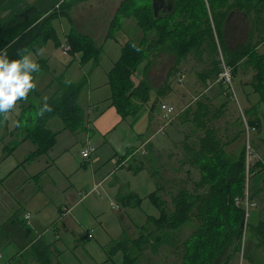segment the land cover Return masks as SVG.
Segmentation results:
<instances>
[{
	"label": "rangeland",
	"instance_id": "374dc122",
	"mask_svg": "<svg viewBox=\"0 0 264 264\" xmlns=\"http://www.w3.org/2000/svg\"><path fill=\"white\" fill-rule=\"evenodd\" d=\"M120 1L86 0L80 3H70L65 7L64 11H61L60 18L53 23L58 45L49 41L39 51L38 58L45 61L47 73L39 75V83L37 82L33 90L37 95L31 94L30 96V100L33 103L41 101L44 96L48 98L52 96L57 89V85L53 79L45 87V80L43 81V79L47 75L53 78L61 77L74 85H80L85 80L86 83L82 87L78 101L80 106L84 107L85 110L87 109L86 112L88 113L91 125L90 129L94 132V135L89 139L90 144L95 149L91 155L92 166L84 165L79 160L78 155L76 154L75 156L73 153L74 148L78 149L80 144L84 142L85 136H87L86 130H82L81 133H72L75 136L67 135V137H61L58 140V144L63 147L62 149H53V154L40 156L36 160L27 161L28 154L33 149L31 148L33 145L29 141L19 145L9 157L3 154V156L0 155V180H2L0 184V217L9 211L11 213L28 212L32 216V219L28 225H25L26 231L31 237H35L36 234L33 232L32 225L37 221L41 229L36 233L39 236L42 235L46 243H53L58 251L63 252L61 259H59L61 264H101L104 260H107V253L116 246L115 243L124 239L122 238L123 231H125L124 237L129 241V247L133 248L130 243L137 240L140 236L145 237L150 230H153V225L147 222L148 217L145 215L143 224H140L142 217L137 214L138 219L134 217L133 221L135 224L138 223V226H143L144 229H138V226L136 227L129 223L123 216L121 234V228H119L117 220L119 213L111 211V206L117 207L118 204L111 199L112 191L108 189V184L114 181V179L127 184L142 199L139 206L141 211L147 215L157 217L158 212L149 202V195L155 190V186L148 180L147 174L142 172L133 176L125 169H120H127L131 159L128 161L122 160V162L118 163L117 159H115L117 156H124L128 150L137 148L141 136L145 137L147 133L149 136H154L152 142L147 143V146L144 145L145 147L143 146L142 151L147 152L145 156H150V152H152L154 156L159 157L158 165H151L152 170H158V167L163 166V169L160 171L167 184H164L165 188L160 197L165 202L166 209H171V195H175L177 191L184 187L187 189L192 188V182L198 180V172L193 170L186 162L187 151L184 150V147L191 148L194 145L196 146L200 133L190 124L183 123L182 118L187 106L202 94L213 103L214 107L226 104L227 111H224L223 117L213 122L214 126L225 139L229 140L234 133L241 132V136L237 141L225 147V152L228 155L231 154L234 160H236L244 148L246 158L249 160V168L256 162H259L248 181V193L250 197L252 196L254 187L264 178V143L262 142L264 141L262 140L264 139V107L257 100H253L254 93L251 87L252 77L255 74V69L251 66L254 63L253 58L245 60L244 63L239 64L235 69L231 70L232 93L230 89L226 90L223 85L217 83L216 78H214L215 76L211 79L209 78L206 83L202 82V75L207 74L212 68V61L215 60V56L213 57L208 51L197 55H194L193 51H189L185 58L179 59L168 42L160 44L151 58L149 67L141 73L140 71L146 64V62H142L136 75L132 77L134 84H137L138 81H144L148 84L151 90L150 101L135 115H128L127 118L118 122L114 130H110L105 135V140L108 144L102 145V137L104 135L99 131L103 125L98 122L97 129L95 127L96 119L99 118L100 113H106L109 106L106 103V99L110 98V88L109 86H105V73L109 70L112 63L119 60V48L112 39H108L102 48L98 66L92 72L87 65L80 68L69 54H63V50L65 49L64 38L67 35L64 36V34L70 29V25L63 18V14H67L74 30L78 34L87 36L89 32L92 33V31L95 32L97 30L98 35L103 38L106 33L105 31L109 28L107 24H110L117 14ZM141 1L144 4L151 5L152 8L151 0ZM103 12L107 13V20L103 18L105 16ZM262 16L264 18V13ZM126 19L131 20L126 26L127 35L134 41H139L142 32L137 27V22L133 18ZM236 23V21L233 22V24ZM246 31V28L243 27L240 28L239 33L231 28L225 29L227 44L231 48H235L239 43H244L247 35ZM152 34L153 32L148 33L146 37L149 38ZM115 37L122 38V40L126 39V36L121 32H116ZM263 52L264 49H261L258 54ZM220 60L221 58H219ZM163 84H167L170 89L164 99L159 98L155 100V93L153 91L157 92ZM242 96L245 97L243 101L241 99ZM245 99H248V104ZM161 104H169L176 111L174 119L168 125L164 124L161 120L159 114ZM16 110L15 114L18 113L19 109L16 107ZM10 117L9 120H12L13 115ZM150 117L151 119H149ZM117 118L121 119L120 116ZM254 118H259V127H256L254 131L250 130L248 135H244V121L247 124L249 121L253 122ZM161 127H163V130L158 134L156 131ZM89 130L88 133L90 134L92 131L89 132ZM9 134L6 126L4 133L6 142L9 139ZM85 148L86 146L83 149ZM56 156L60 158L59 164L66 162L67 172L65 176L59 173L55 166H52V161L57 159ZM136 157H138V154L134 156V158ZM10 164H15L16 166L18 164L20 168H16L15 173L7 177L8 173L13 169L7 172L6 168ZM56 165H58V161H56ZM222 168L223 165L218 168H208L205 171L214 176L217 172L223 170ZM147 170L151 174L150 166H148ZM41 172L42 176L40 177L38 174L41 175ZM109 172L113 176L100 188L99 195H91L92 185L106 177ZM36 176H38V179ZM70 185L74 187V191L69 187ZM83 196L86 197L84 200H87L85 202L82 201L77 206V209L71 213L72 216L68 219L69 221L65 219L63 222L65 226L67 223L70 224L72 229L66 232L62 228L60 230L62 233L59 235L60 239L54 241V233L49 228L50 224L59 218V221H61L64 215L59 214V211L63 212L65 209L72 207L74 205L72 201ZM259 199L262 201L261 197ZM93 201L98 203L87 205ZM258 201V199L255 202L252 201L255 207ZM85 208L93 212L97 216V220H93L90 215H87ZM251 212L250 210L247 215H244V230ZM121 214L124 215L122 211ZM75 220L77 224H75ZM99 222H101L103 229L110 235L112 233H116L117 235L120 233V238H116V235L111 236L112 239L116 238L117 240L109 244L107 242L108 236L98 226ZM89 227L93 229L92 236L94 239L83 243L81 240L82 232ZM192 230L193 227L191 225H184L179 229L171 228L168 243L163 242L155 249L144 246L145 249L143 247L140 254L130 253L129 257L136 258L134 264H181L177 257L172 255L171 246L189 239L190 248L193 251L196 244L195 242H191L193 240L191 239ZM249 235L248 227L245 241ZM215 239L216 234H211L207 237V242L211 243ZM151 242L152 239L150 238ZM150 243L148 244L150 245ZM241 251L242 249L240 248V253L230 264H246L244 259L241 258ZM51 256L54 263L57 258L56 253L53 251ZM121 259L122 255L120 252L112 258L116 264H120ZM192 262L193 264L196 263V257H192Z\"/></svg>",
	"mask_w": 264,
	"mask_h": 264
},
{
	"label": "trees",
	"instance_id": "16d2710c",
	"mask_svg": "<svg viewBox=\"0 0 264 264\" xmlns=\"http://www.w3.org/2000/svg\"><path fill=\"white\" fill-rule=\"evenodd\" d=\"M2 1L0 0V3ZM169 1L172 3L170 10L174 9V12L169 14L165 12L163 15L158 14L154 17L151 5L144 4L141 0H125L117 10L114 19L111 20L106 39H116L115 33L122 29V19L126 18H133L142 32L139 41L128 38L120 45V58L107 73L110 88L109 103L121 119L127 118L128 115H135L150 101L151 90L148 84L144 81L134 84L132 77L136 75L142 62L146 64L141 73L149 67L157 47L165 42L170 44L179 59L185 58L189 51H195L198 54L208 51L213 57L215 56L212 68L207 74L202 75V82L214 76L217 78L221 64L219 58L231 70L245 60L253 58L254 63L251 66L255 69V74L252 77L251 87L253 93L258 96V103L264 107V52L258 54L257 51L258 47L264 46L262 17L264 0ZM65 7L67 6H61L59 12H52L45 17L31 9L23 15L7 19L0 24V48H6L9 57L16 58V53L22 49L28 53L37 54L49 41L58 45L53 23L60 18V13L65 10ZM233 10L244 13L249 30L244 43L229 49L224 40V24ZM63 18L70 25L64 38L65 46L68 48L67 54L77 62L80 68L88 64L96 67L102 46L92 38L78 34L66 13L63 14ZM117 21H119L118 24ZM151 32L153 34L149 38L146 37ZM38 63L41 68L34 74V78L47 73L45 61L39 60ZM54 82L57 89L48 98V103L52 107L51 112L44 113L42 116L36 115V108L41 101L31 102V94L37 95L34 91L28 94L25 101L17 102L20 112L15 127L9 134V143L3 147L5 156L11 154L21 142L29 141L35 148L27 157V161H30L46 155L54 147L59 131L76 133L86 130V110L78 101L82 87L86 83L85 80L80 85H74L61 77L55 78ZM168 91L169 86L163 84L157 90L155 100L165 97ZM226 109L225 103L214 107L213 103L202 94L184 110L182 122L190 124L200 133L196 146L184 147L187 151L186 162L198 172V180L192 182L191 189L184 187L175 195H171L170 210L166 209L165 202L160 197L165 188L164 184H167L160 171L163 166L158 167V170H152L151 167V165H158L159 157L154 156L152 152L150 156H145L147 152L142 150V152L128 150L124 154L122 160L131 159L127 169L132 172L144 170L150 175L155 190L149 195V202L158 215L147 218V222L153 225V230H150L145 237L140 236L130 243L133 248L129 247V241L124 237L125 231H123L124 239L115 243L116 246L107 253V260L103 264H116L112 258L118 252L122 255L120 264H134L136 258H130V253L140 254L144 246L155 249L163 242L168 243L170 229H179L184 225L193 227L191 242H195L196 246L192 251L189 239L171 246L172 255H175L181 264H193V256L196 257L194 264H230L232 259L240 253V248L241 253L243 252L245 214L241 207L235 206V199L244 198L247 175L249 178L252 176L259 162L247 169L244 148L236 160L231 154L228 155L225 152V147L241 136V132H236L229 140L225 139L214 126L213 122L223 117ZM252 121H249L247 125L256 130L260 121L258 118ZM6 123V118L0 117V144L5 140L3 131H5ZM136 154L138 157L134 158ZM221 165L223 170L214 176L205 171ZM148 166H150L151 174L147 170ZM262 187L264 189V178ZM122 203L124 208H131V206L138 208L141 199L129 194L122 198ZM138 229L143 230L144 227ZM254 232L259 241L264 244V221L257 224ZM211 234H216V239L208 243L207 237ZM50 248V245L34 244L29 251L24 252L20 260L25 264H59L58 260L53 263L51 256L53 251Z\"/></svg>",
	"mask_w": 264,
	"mask_h": 264
},
{
	"label": "crops",
	"instance_id": "0c3cea01",
	"mask_svg": "<svg viewBox=\"0 0 264 264\" xmlns=\"http://www.w3.org/2000/svg\"><path fill=\"white\" fill-rule=\"evenodd\" d=\"M82 1H86V0H3L0 3V24L5 22L9 18L23 15L24 13L28 12L31 9H34L37 13L42 15V17H45L46 15H48V14H50L52 12H59L61 6L62 7L63 6H67L70 3H80ZM124 1L125 0H121L120 1V6H121V4ZM150 3H151V1H150ZM168 5H169V7L167 9H164V10L160 11V13H159L160 15L165 14V12L168 13V14L170 12H174V9H172V11L170 10V5L172 6V3H170V1H169ZM206 7H207V5H206ZM103 13L105 15V16H103V18L105 20H107V13L106 12H103ZM235 21L237 23L233 24V22H235ZM129 22H131L130 19H123V21L121 22L122 23V29L119 31V32H121L122 34H124L126 36L125 37L126 39L122 40V38H118V37L116 39L115 38L112 39L118 45L120 55H121L120 45L122 43H124L129 38V36L127 35L128 33H127V27H126L127 23H129ZM231 24H233V25H231ZM108 25H110V24H107V26ZM224 26H225V29L231 28V29H233L234 31H236L238 33H239L240 28H242V27L246 28V30H247L246 31V33H247L246 38L248 36V30H249L248 20H247V18L244 15L243 12H240V11H237V10L231 11L229 13V15L227 16V18H226ZM105 32L106 33L104 34L103 38L100 37V35H98L99 33H98L97 30H95V32L92 31V33L89 32V35H87V36L92 38L97 44H99L103 48L104 45H105V42H107V40H108V39H106L107 30ZM67 33L68 32H66L64 34V36ZM246 38L244 39L245 41H246ZM224 40H225V43H226V45H227V47L229 49H234V48H231L227 44V40L225 38V30H224ZM239 44H241V43H239ZM261 49H264V46L258 47L257 51L259 52V50H261ZM193 52H194V55L198 54L195 51H193ZM101 53H102V49H101ZM101 53H100V56H101ZM31 54L33 55V58L37 62L39 60H41L40 58H38L39 52L37 54H33V53H31ZM100 59H101V57H100ZM113 65H114V63L111 64L109 70L105 73V80H106L105 86H108L107 73L111 70ZM87 66H89V68H90V70L92 72L98 65L96 67H92L91 64H88ZM39 77L40 76L34 78L35 85L37 84V82L39 83ZM53 79H55V78L50 77V76L48 77V75H47L43 79V81L45 80L44 86L45 87L48 86L49 83H50V80H53ZM205 82H208V79H205ZM153 93H155L154 95H155V98H156V91H153ZM162 98L164 99V97H162ZM244 98L245 97L242 96V98H241L242 101L244 100ZM247 100H246V103H247ZM253 100L254 101L255 100L259 101L258 96L255 93L253 94ZM106 103L109 104V106L107 107V112L106 113H100V116L98 118L99 120L96 119V126H95L98 129V122L101 125H103L102 129L100 128V131H99L102 135H104L102 137V145L108 144V142L105 140L106 139L105 135H107V133L110 132V130H114V128H115V126H117L118 122L122 121V119L117 118L119 115H117L118 113L116 112V110L110 106L109 98L106 99ZM17 108L19 109L18 106H17ZM15 111H17V110L15 109ZM15 111L10 112L7 115V118H6V120H7V124H6L7 131H9V133H11L13 131L14 127H15L16 119L18 118L20 109H19L17 114H15ZM86 111H87V109H86ZM159 114H160V117H161L160 111H159ZM11 115H13L12 120H9V118H11L10 117ZM86 117H87L86 118L87 119V125H86V131L85 132H86L87 136H85L84 142H82L80 144V146L78 145L79 146L78 149L76 147L74 148V152L73 153H74L75 156H76V154L78 155L79 160H81V162H83L84 165L87 164L88 166H92L93 163H92V160H91V158H92L91 156H90L89 160H83L80 157V152H81V150H83V148L85 146H92L90 144V140L89 139H90V137H92L94 135V132L90 129L91 125H90V120H89V116H88L87 112H86ZM149 119H151V117ZM88 130H89V132L90 131H92V132H90V134H89ZM156 132H158V130ZM4 133H5V131H4ZM67 135L75 136L74 134H72L69 131H59L58 135L56 137V142H55L54 147L46 154V156H49L51 153L53 154V149H62L63 147H61L58 144V140L61 137H67ZM153 137H154L153 135L149 136L148 133L145 135V137L141 136V138H139L138 147L134 148L132 150H134L135 152L141 151L145 147L144 145L147 146L150 142H152ZM9 138H10V136H9ZM5 139H6V137H5ZM9 140L10 139H8L7 142L4 140V143L0 144V147H1L0 155H2V154L4 155L3 147L7 143H9ZM262 140H264V139H262ZM262 142L264 143V141H262ZM24 143H26V141L21 142L19 145H22ZM31 148H33V149L29 152V154L31 152H33L34 149H35L34 146H31ZM94 150H93V152H94ZM13 153L7 155L6 157L11 156ZM122 157L123 156H120V157L117 156L115 158V159H117V163L122 160L121 159ZM56 158L57 159H54V161H52V163H53L52 166H55L57 168V171H59V173H61L62 175L65 176V174L67 172L66 171V165H65L66 162H63V163L59 164V160H60L59 156H56ZM2 159H6V158H2ZM36 159H34V160H36ZM56 161H58V165H56ZM16 168H20V165H18V164H17V166L15 164L8 165L7 168H6L7 172L9 170H11V169L12 170L8 173L7 177L13 175L15 173ZM115 168H116V166H115ZM120 169H125L127 172L131 173L133 176L144 172V173L147 174L146 177L148 178L149 181H151V184L154 185V183L150 179V175L148 174L147 171L143 170V171H139V172H132L129 169H126V168H120ZM38 176L41 177L42 176V172H41V175L38 174ZM38 176H36L37 179H38ZM111 176H113V174L111 172H109V174L106 177L102 178L99 182L94 183L92 185V189H91L90 194L91 195H96V196L99 195L100 188L103 187V185L107 181H109L111 179ZM1 183H2V180H0V184ZM262 185H263V180L260 183H258V185H256L254 187V191L252 192V196L250 197L251 201H253V202H255V200H257V199L259 201H258L257 206L254 207L251 210L252 212L250 213V216H248V219H249L250 222L247 221V226H246V228H245V230L243 232V239H242L243 252L241 254V258L244 259L246 264H264V244L259 241V239L256 237L255 232H254L255 227L257 226V224L260 221H264V189H263ZM69 187H71V189H73L72 191H74V187L72 185H70ZM108 189L112 191L111 199H113L118 204L117 207L111 206V211L119 213V216H118L117 220H118L119 228H121V234H122L121 223H122L123 216L129 223L133 224L136 227L138 226V223L137 224L134 223V221H133L134 217L136 219H138L137 218L138 215H141L142 220L140 221L141 222L140 224H143V220H144L145 215H146V217H155V216H152V215H147L145 212L141 211L140 207H138V208L137 207H131V208H124L123 207V203H122V198L123 197H126L129 194H132L133 196H135L137 198H140L136 194V192L135 191L133 192L131 190V188L127 184H123V183L119 182L117 179H114V181H111L108 184ZM260 197L262 198V201H260V199H259ZM85 198L86 197L83 196V197H81V198H79V199H77L75 201H72V203H74V205L72 207L65 209L63 212H61V210L59 211V214L61 213L62 215H64L61 218L62 220L59 221L60 220V218H59L57 221H53L50 224V226H49L51 231L54 233V241H58L60 239L59 235L62 233V232H60V230L62 228L66 232H67V230H69V229L71 230L72 229V227H70V224L67 223V225H66L67 227H66L65 224H63V222H64L65 219L67 221L72 216L71 213L73 211H75V209H77V206L80 203H82V201L85 202L87 200V199L84 200ZM94 203L96 204L98 202H94V201L93 202H89V204H87V205H94ZM121 211L123 212L124 215L121 214ZM85 212L87 213V215H90L93 220H97V216H95L93 212H90V210L88 208H85ZM27 214L29 215V220L26 222L24 217ZM31 219H32V216L28 212H24V211H22L20 213H15V212L11 213L9 211L8 213L3 214V216L0 217V256H1L0 257V264H25L24 261L20 260L21 256L24 255V252L29 251L30 248L34 244H37V243L38 244H42L43 246H49L50 245L51 246L50 249L56 253V257H57L56 261L58 260V262H59V259H61V256L63 255V252L58 251L55 248L53 243H50V244L46 243L43 240L42 235L39 236L36 233V232L39 231V229H41L37 221L32 225L33 226L32 228L34 229L33 232L36 234L35 237H31L28 234V232L26 231L25 225L26 224L28 225V223L30 222ZM75 224H77L76 220H75ZM98 226L102 229L104 234L106 236H108V241L107 242L109 244L112 243L113 241L117 240L116 238H120L119 237L120 233L118 235L116 233H112V235L107 233L105 231V229H103L101 222L98 223ZM138 227H141V226L139 225ZM248 227H249V234L250 235L245 241V234H246V231H247ZM89 228L82 232L81 240H82L83 243L88 241V240L87 241L84 240V236L86 234H88V233L93 234V229H91V228L89 229ZM113 235H116L117 237L115 239H112L111 236H113ZM93 239L94 238L92 236V240ZM233 260H235V258L232 259L231 263L233 262ZM104 262H105V260L101 264H103ZM59 264H61V263L59 262Z\"/></svg>",
	"mask_w": 264,
	"mask_h": 264
},
{
	"label": "clouds",
	"instance_id": "9594fccd",
	"mask_svg": "<svg viewBox=\"0 0 264 264\" xmlns=\"http://www.w3.org/2000/svg\"><path fill=\"white\" fill-rule=\"evenodd\" d=\"M40 64L31 53L19 50L16 58H10L6 48H0V117L7 118L15 111L18 101H25L35 89L34 74L40 71ZM48 97L44 96L36 108V115L51 112Z\"/></svg>",
	"mask_w": 264,
	"mask_h": 264
},
{
	"label": "built area",
	"instance_id": "2783aa9c",
	"mask_svg": "<svg viewBox=\"0 0 264 264\" xmlns=\"http://www.w3.org/2000/svg\"><path fill=\"white\" fill-rule=\"evenodd\" d=\"M68 51V48L65 46V49L63 50V54H66ZM220 70H219V74L216 78V82L223 85V87H225V89H230V91H232L233 93V90H232V75H231V69L223 62V60L221 59L220 60ZM180 79H182V77H180ZM179 79V81H180ZM160 113H161V120L164 122V124L168 125L172 119H174L173 117L175 116V109L173 106L169 105V104H161L160 105ZM244 135H248L249 131L252 130L254 131L253 128H250L246 122L244 121ZM163 130V127H161L159 130H158V134L161 133ZM94 148L92 146H86L85 149L81 150L80 152V157L83 159V160H89L92 152H93ZM248 158H246V165H247V169L249 168L248 164ZM249 179V176L247 175V178H246V190H245V195H244V198L241 199V200H238V199H235V206H239L241 207L243 210H244V214L247 215L249 213L250 210H252L255 205L254 203L250 200L249 198V194L247 192V186H248V180ZM25 221H28L29 220V215L27 214L25 217H24ZM92 239V234L91 233H88L84 236V240L87 241V240H90ZM1 257V256H0Z\"/></svg>",
	"mask_w": 264,
	"mask_h": 264
},
{
	"label": "water",
	"instance_id": "95a60500",
	"mask_svg": "<svg viewBox=\"0 0 264 264\" xmlns=\"http://www.w3.org/2000/svg\"><path fill=\"white\" fill-rule=\"evenodd\" d=\"M152 3V13L156 17L160 11L164 10V0H151Z\"/></svg>",
	"mask_w": 264,
	"mask_h": 264
},
{
	"label": "flooded vegetation",
	"instance_id": "af4514ba",
	"mask_svg": "<svg viewBox=\"0 0 264 264\" xmlns=\"http://www.w3.org/2000/svg\"><path fill=\"white\" fill-rule=\"evenodd\" d=\"M168 3H169V0H164V6H165L164 8L165 9H167L169 7Z\"/></svg>",
	"mask_w": 264,
	"mask_h": 264
}]
</instances>
